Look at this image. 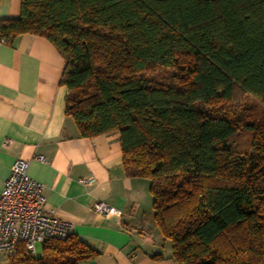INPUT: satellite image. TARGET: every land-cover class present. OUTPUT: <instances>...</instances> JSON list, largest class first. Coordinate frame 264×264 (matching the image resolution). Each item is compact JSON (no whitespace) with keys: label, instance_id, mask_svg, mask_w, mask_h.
<instances>
[{"label":"trees","instance_id":"obj_1","mask_svg":"<svg viewBox=\"0 0 264 264\" xmlns=\"http://www.w3.org/2000/svg\"><path fill=\"white\" fill-rule=\"evenodd\" d=\"M26 33L64 59L79 135L117 132L124 174L149 180L176 264H264V0H21L0 38ZM95 254L71 233L8 264Z\"/></svg>","mask_w":264,"mask_h":264},{"label":"crops","instance_id":"obj_2","mask_svg":"<svg viewBox=\"0 0 264 264\" xmlns=\"http://www.w3.org/2000/svg\"><path fill=\"white\" fill-rule=\"evenodd\" d=\"M20 3L0 0V19L18 17ZM64 64L38 35L0 43V191L13 161L27 160L28 176L42 184L45 207L96 251L82 264H176L153 219L149 180L124 174L118 133L81 137L65 114ZM84 177L92 180L82 183ZM96 201L111 210L95 212ZM0 264H8L2 253Z\"/></svg>","mask_w":264,"mask_h":264},{"label":"built area","instance_id":"obj_3","mask_svg":"<svg viewBox=\"0 0 264 264\" xmlns=\"http://www.w3.org/2000/svg\"><path fill=\"white\" fill-rule=\"evenodd\" d=\"M36 158L44 161L41 155ZM27 165V160L15 159L0 191V253L7 257L15 252L19 242L33 253L36 244L49 238L62 239L72 233L69 222L57 218L45 207L42 184L28 176ZM91 180L92 177L80 179L82 183ZM92 208L100 214L111 210L103 201L94 202Z\"/></svg>","mask_w":264,"mask_h":264},{"label":"rangeland","instance_id":"obj_4","mask_svg":"<svg viewBox=\"0 0 264 264\" xmlns=\"http://www.w3.org/2000/svg\"><path fill=\"white\" fill-rule=\"evenodd\" d=\"M39 252H40V244H36L35 251L33 252V254H38Z\"/></svg>","mask_w":264,"mask_h":264}]
</instances>
